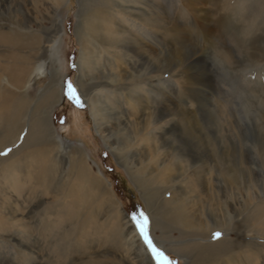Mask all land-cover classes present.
<instances>
[{"label":"bare ground","instance_id":"bare-ground-1","mask_svg":"<svg viewBox=\"0 0 264 264\" xmlns=\"http://www.w3.org/2000/svg\"><path fill=\"white\" fill-rule=\"evenodd\" d=\"M62 1L55 0V3L60 5ZM243 1L247 8L252 2V0ZM257 1L262 3L260 7L264 11V0ZM28 2V0H9L6 11L0 12V153L20 138L24 129H27L20 146L8 152V155L0 157V183L3 177L12 178L9 174L11 171L19 170L27 173V176L32 175V178L28 177L29 180H26L29 182L26 188L30 189L27 190L28 196L24 185L11 191L0 187V245L11 243V248L16 250V253H13L14 258L18 257V260L15 259L12 264H153L149 251L138 236L134 225L122 211L108 180L94 169L82 149L62 144L57 135L52 121V107L61 100L63 73L62 64L58 67L56 61L58 48L51 46V43L60 32V28L55 24L47 37H43L40 28L36 29L34 26L36 23L34 17L42 11L41 4L39 0L31 2L33 4L31 11L34 12L33 7L36 10L33 14ZM87 3L88 0L82 3L78 25L82 50L78 60L77 82L83 96L87 98L102 138L115 152L117 159L125 162L133 183L149 208L152 234L154 235L157 229L164 241L172 242L174 237L172 232L177 229L179 244L177 247H170L169 250L177 255H185L188 258L186 264H264V193H260L261 191L253 193V198L247 196V201L229 197L228 190L232 187V182L237 190L242 184V189L248 193L251 192L248 190L249 184L254 189L256 187L254 176L247 174L246 167L238 163L245 158L241 157L240 160L235 159V161L230 158L228 155L231 150L230 143L226 140L221 141L219 149H216V142L211 139L213 137L197 141L198 132L203 128L201 112L195 107L200 103L198 79H195L197 76L187 78L186 81L182 79L191 75L193 66L188 64L185 67L186 61L178 57L180 55L177 58L172 57L173 59L165 57L164 39L166 40L169 34L167 32L169 27L163 12L158 13V19L152 22L146 6L137 8L140 13L136 14V17H142L149 26L152 25L149 31L152 32L153 27L157 29L156 35L161 40L157 46L151 45L146 38L138 40L139 38L134 37L137 42L126 46L128 52L132 54V62L127 68L113 60L111 68L102 69L99 67L101 59L98 52L102 53L105 50L110 52L111 56L112 54L117 55V58L118 55L122 56L120 54L122 51L118 50L120 48L118 43H116L118 49L113 51L109 49L114 46L116 33H119L118 29H111L110 32H114L115 36L109 35L110 41L97 38L92 31L98 22L105 21L102 23L106 25L111 19V13L107 10L103 12L96 7L87 9ZM227 19V17L219 18L218 27L222 24L226 27V31L232 33ZM177 31L174 30L172 33ZM149 34L151 33H147L145 37ZM255 40L251 38L250 43L248 42L254 49L251 57L254 56L256 61L264 63V44L261 41L255 46ZM228 43L225 44L229 45ZM136 56L139 59H135ZM48 69L51 72L49 83L44 88L36 90L34 83L31 85V82ZM166 73L170 74L169 78H164ZM169 85L174 86L173 88L177 87L179 94L177 101L171 100L167 105L165 88ZM184 85L187 87L186 92L183 90ZM136 86H140V91L148 92L149 89L153 93V90H158L155 96L160 95V97L157 98L154 109L148 114L149 117H146L147 112L144 111L143 104L149 102L150 98L141 94L140 99L135 103L138 107L130 103L133 93L127 90ZM106 90L108 92H104ZM107 94L106 100L103 99V95ZM115 102L118 105L114 106ZM129 108L134 118L128 117ZM152 122L158 124L160 131L156 132L153 128L150 135L142 133L143 127L150 126ZM163 122L164 124H161ZM173 124L175 126L172 129ZM182 128H185L188 133L186 134L194 139L192 144L197 148H203L207 159L215 162L216 166L211 167L207 163L203 164L204 167H210L209 176L213 174L214 169L217 170L215 179L221 180L225 186L223 195L216 192L215 195L207 193V198L204 199L199 196V200L207 204V209H210L207 210L210 211L209 215L201 206L205 213L202 212L198 201L194 202L192 195L187 193L181 186L182 182H179L182 178H179V170L176 168L178 169L180 161L188 159L192 162L196 159L194 151L187 153L183 150L186 144L184 146L181 144L178 133L182 132ZM167 133L171 137L170 140L167 138ZM114 135L121 137L120 141H114ZM263 148L264 146L262 150ZM160 155L163 158L157 157ZM68 161L70 169L64 174ZM175 161L177 164L174 163ZM260 170L261 167L258 172ZM205 187L206 184H203L202 189L204 190ZM37 191L39 194L36 196ZM241 202L242 205L239 204ZM32 205L34 208H31ZM219 205L221 210L218 209ZM211 211L214 212V216L210 215ZM220 212H223L221 213L223 218L222 215L219 217ZM102 215L110 217L106 225L99 220ZM100 229H107V234L111 238L107 241L109 246L102 240L91 241L92 234H98L96 231ZM221 229L227 233L226 236L221 237L222 239L217 242H211L210 236ZM231 232L233 235L239 234L241 239L231 237ZM116 236L123 241L122 247L125 245L120 252L113 245L112 237ZM21 238L26 242H22ZM46 252L49 253L44 257ZM2 254L3 251L0 252V256L5 258Z\"/></svg>","mask_w":264,"mask_h":264},{"label":"rangeland","instance_id":"rangeland-1","mask_svg":"<svg viewBox=\"0 0 264 264\" xmlns=\"http://www.w3.org/2000/svg\"><path fill=\"white\" fill-rule=\"evenodd\" d=\"M8 1L9 0H0L1 13L6 11V4L8 3ZM28 1H29L28 7L30 8L31 11V7L33 5L31 2L36 0H28ZM83 1L84 0H63L60 5H56L55 0H39L42 11L41 13L37 14V16L34 17V19L36 20L34 26L36 29L40 28L41 31L40 34H42L43 37H47L50 29H52V27L55 24H58L60 28V32L58 33L54 41L51 43V46H56L58 48V52H57L58 55L56 57V61L58 67L59 65L62 64L61 70L63 73L61 80L62 83L61 100L58 103L54 104L52 107L53 108L52 121L54 123L57 135L60 137L62 144L64 145L66 144L68 145V147L70 146V147L80 148L85 152L88 161L94 167V169H96L99 173H101L105 177L106 180H108L112 192L116 195L118 201L120 202L122 211L126 215L127 219L130 220V223L134 225V228L136 229L135 224L132 222V216L138 215L140 212L145 213L149 219L148 233L153 243L156 245V247L159 250L163 251L168 258L175 261L176 264H186L188 258H186L185 255L184 256L177 255L169 250L170 247L171 248L177 247L179 244L178 242L180 240H177L179 239L177 233L178 231H176L177 229H175L172 232V236H174L172 242L168 240L164 241L163 240L164 238L161 237L160 231L157 229L155 230L154 235L152 234L153 232L152 224H151L152 219L149 212V208L145 203L143 197L141 196L140 192L136 188V185L133 183V180L127 170L125 162L122 160L119 161L117 159V155L115 154V152H113V150L107 145L105 139L102 138L97 128V124L94 120V117L92 116L90 106L87 103V98L83 96L81 88L77 82L78 81L77 78L79 74L78 60L80 59V52L82 50V45H81L82 42H81L80 34L78 32V25L81 19L80 15L82 13ZM99 1H101L102 3ZM104 1L105 0H88L89 4L87 3L88 6L86 5L87 9H89L90 7L91 8L96 7L98 9L99 8L102 9L103 12L104 10L105 11L107 10L108 12L111 13L110 18L112 20L110 19L107 22L110 25H108L107 23L106 25L105 23H102L105 21L98 22L97 23L98 25H96L94 29V31L97 34L94 31H92V33L95 34L97 38L100 37L99 39L110 41L111 39L108 36L109 35L115 36V33L110 32V30L118 29L117 32L120 35L116 33L117 39L114 38L115 47L112 46V48L109 49L112 51L118 49L119 47H117L116 44L118 43V45L120 46L118 50L122 51V53H120L122 54V56L118 55L119 58H117V55L112 54L113 57L115 56V58H113L111 54H109L110 52H107L105 50H103L102 53L98 52L100 54V59H101V61L99 62V67L102 69H106V67L111 68L112 67L111 63L113 62V60H115V62H118L120 64L122 63L123 67L127 68V65L130 62H132L131 60L132 54L128 52L126 46H129L134 42H137L136 40H134V37L136 39L139 38L138 40H143L146 38L149 41V43L151 42V45L157 46L160 40L159 36L156 35L155 32V30L157 29L153 27V31L150 32L149 30L152 29V25L150 24L149 26L145 21V19H143L142 17H136V14L140 13L138 11L140 7L142 8L146 6L145 8H147L149 10V14H151L150 21L153 22L154 20L158 19V13L163 12V15L165 17L164 19H166L167 27H169L167 31L169 32V34L167 33L169 36L167 35L166 40L164 39L165 57L168 59H173V58H177V56L180 55L178 57H181L182 59L184 58V61H186L185 67H187L188 64L191 67L193 66L192 68L193 72H191V75L189 74L188 77L186 76L183 77L182 79L186 81L187 78L196 77V76L197 77L195 79H198V83H199L198 87L200 90L198 88L197 89H198V93L200 94L199 98H200L201 106L200 103H198L197 105H195V107L196 109L200 110L199 112H201L200 115L202 121L201 125L203 128L198 132L199 136H197L196 138L197 141L205 140L207 138L213 137L211 139L213 140L214 143L216 142L215 143L216 149H219L221 141L226 140L230 143L231 150L228 152L230 158L232 157L234 161L235 159L240 160L241 157L243 159L245 158L244 161H238V163L246 167L247 174L254 176L253 179L255 180L254 183L256 187L254 189L252 186H250V184L249 185L247 184L249 188L248 189L249 192L251 191L250 193H252L250 194L246 190L244 191V189H242L243 186L242 184L239 186L240 189L238 188L239 190L238 191L236 185L232 182L231 183L232 187L231 188L229 187V190L226 188L228 190L229 197H237L247 201L248 200L247 196L250 197L252 196L251 198H253L254 196L253 193H259L260 191H261L260 193H264V179H263L264 148L262 150V146H264V63H260L256 61L254 59V56L251 57L252 51L254 49L250 47V45L248 44V42L250 43L251 38L256 39L255 46L259 45L261 41L264 44V11H262L261 10L262 8L260 7L262 3L258 2L257 0H252V2L249 3V6L247 8L246 5L244 6L243 0H223V1L222 0H185V1L184 0H129V1L106 0L105 2ZM122 4L123 6H120ZM157 9L159 10V12ZM32 10H34V12L31 11L33 14L36 13L34 7ZM245 11L248 12L245 13ZM245 14H249L248 15L249 17L248 16L244 17ZM146 16L148 17L147 13ZM221 17L228 18L227 21L229 20L228 24L231 30L233 31L232 33H230L228 30L226 31L225 30L226 27L222 26L221 23H220L221 28L218 27L219 26L218 20ZM171 28L172 29L175 28L173 29V31L178 30L179 32L177 31L176 33H172L173 31ZM146 31L147 33H151L147 35V37H145L147 33H144ZM124 32L127 33L125 34ZM172 34L174 35V37ZM228 35L230 37L229 39H228ZM123 36L125 39L123 38ZM193 37L196 38L194 39ZM168 38L170 40H167ZM214 39L216 41H214ZM225 43H228L229 45ZM239 46H242V48ZM135 59H139V58L136 56ZM259 75L260 77H258ZM50 76H51V72L48 69L46 72L40 74L39 76H36L35 80L31 82V85L34 83V88L36 90L42 89L45 87V85L49 83L51 78ZM169 76L170 74L166 73L164 75V78L165 77L169 78ZM176 80L177 78L175 79V81ZM67 82H71L72 85L74 86L83 107H77L76 104L72 100L68 99L67 96L65 95V92L67 90L66 87ZM185 85L183 86L184 92L187 91V87ZM173 87L174 86L169 85L167 88H165L166 89L165 94H167L166 95L167 105L171 103V100L177 101L179 90L177 89V87L175 88ZM135 90L137 92H134ZM140 90H141L140 86H136L133 89L127 90L128 92L133 93V97L130 98V103L132 105H135L136 101L140 99L141 94L144 97L150 98L149 102L146 101L143 104L144 111L147 112L146 117H149L148 114L156 106V100L157 98L160 97V95L155 96L158 91L157 89L155 91L153 90V93L149 89L148 92L140 91ZM122 91L127 92L126 90H122ZM104 92H108V90ZM103 96H104L103 99L106 100L108 94ZM127 101H129V99H127ZM113 105L116 106L118 104L115 102L113 103ZM135 106L138 107L137 105ZM128 117L134 118L133 113H131V108H129ZM161 124H164V122ZM174 126L175 124L171 126L172 129ZM143 128L144 129L141 130L142 133L145 134L149 133V135L151 134V130L153 128L156 129V132L160 131V129L158 128V124H153V122L151 123L150 126L147 125L146 128L145 127ZM26 132L27 129H24L20 138H18L12 145L5 147L1 153L6 152L8 149H11V151L16 150L20 146L23 136L26 134ZM178 133L180 134L181 144H183V146L186 144L183 147L184 152L187 151L188 153L190 151L191 152L194 151L196 154V159L193 160L192 162L191 160L189 161L188 159H186L184 161L183 159L182 161H180V164H178L179 165L178 169L175 167L176 170H179L178 173V176H180L179 178H182L184 180L183 181L181 179L179 182H182L181 186L184 187L187 193L192 195V200H194V202L198 201V205L200 207L202 206L203 208H205L207 212V210H210L209 208L207 209V204H205L202 200L199 199L207 198L206 197L207 193L213 195L216 192H220L223 195L224 194L223 191H225V186L221 182V180L217 181V179H215L217 177V170L215 171L214 169L213 174L211 173L210 174L211 176H209L208 169L211 166H216V164L210 159H207L208 157L204 155L203 148H197V146L195 147L194 144H192L194 139L190 135L189 136L187 135L188 133L186 132L185 128H182V132L179 131ZM166 135L167 138L170 140L171 137L169 136V133H167ZM224 136L225 138H223ZM120 139L121 137L114 135V141H118V140L120 141ZM8 152L10 153V151H7L6 155H8ZM6 155H0V157H4ZM157 157L160 159L163 158L162 155ZM174 163L177 164V161H175ZM205 163L209 164L210 167L209 166L204 167L203 164ZM69 164L70 162L68 161L64 168V174H66V171H69L70 169ZM259 167H261L260 172H258ZM9 174H11L10 176H12V178H9L7 176L3 177L2 178L3 180L0 183V187H3L4 189L11 191L12 189H16L17 187H21L22 185H24L25 192L27 190H30L29 188H26L27 186H29V182L26 180H29L28 177L32 178V175L27 176L26 175L27 173H24V171H19V170L18 171L15 170L14 172L11 171L9 172ZM203 184H206L204 190L202 189ZM210 187L214 189L212 190ZM26 194L28 196V191L26 192ZM38 194L39 192L37 191V194L35 195L37 196ZM239 204L242 205V202ZM202 207L200 209H202V212L205 213ZM31 208H34L33 205L31 206ZM220 208L221 207L219 205L218 209L221 210L222 208L221 209ZM36 212L38 213V211ZM209 212H207V215H209ZM221 213L223 214V212H220V214L217 213V215L219 214L220 215L219 217H221L222 215ZM27 214L26 216H28ZM33 214H35V212H33ZM33 214H32V218H33ZM210 215L214 216V212L211 211ZM43 217L44 216H42V218ZM99 220L104 225H106V223L109 222L110 217L102 215L99 218ZM96 232H98V234H92L90 238L91 241L99 242L102 240L103 242H106V244L109 246V242L107 241H109L110 237L107 234V229H100L99 231L97 230ZM136 232L140 237L137 229ZM215 232H220L221 236L217 239H213V235L212 237L210 236L209 240L211 242H217L222 238H224L227 234L222 229L216 230ZM230 236L234 237L237 240L241 239L239 234L233 235L232 232ZM21 240L22 242H26L23 238H21ZM112 240H113V245H115L114 247L119 252L120 249H123L125 247V245L122 247L123 241L120 238H117V236L112 237ZM141 241H143V239H141ZM146 249L149 251L151 255L152 263L157 264V261L152 257V254L150 250L147 248V246ZM2 251H3L2 255L3 256L5 255V258L0 256L1 264H12V262H14V260L16 259L14 258L15 254L13 253V252L16 253V250L14 248H11V243H7L2 246L0 245V252ZM48 253L49 252L44 253L43 256L46 257L45 254ZM17 260L18 257L15 261Z\"/></svg>","mask_w":264,"mask_h":264},{"label":"snow or ice","instance_id":"snow-or-ice-1","mask_svg":"<svg viewBox=\"0 0 264 264\" xmlns=\"http://www.w3.org/2000/svg\"><path fill=\"white\" fill-rule=\"evenodd\" d=\"M66 87H67V90L65 92V95L67 96V98L72 100L76 104L77 107H83L72 83L67 82ZM7 151H11V149H8ZM7 151L4 153H0V155H6ZM132 222L135 224V227L137 231L139 232L141 239H143L145 245L150 250L152 257L157 261V264H176L175 261L168 258L165 255V253L159 250L156 247V245L153 243L148 233L149 219L145 213L140 212L138 215H133ZM220 236H221L220 232H215L213 234V239H217Z\"/></svg>","mask_w":264,"mask_h":264}]
</instances>
